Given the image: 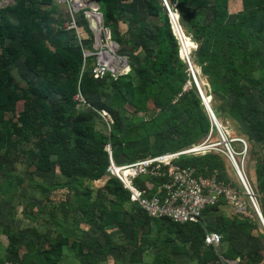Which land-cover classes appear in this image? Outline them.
Returning <instances> with one entry per match:
<instances>
[{"label":"trees","instance_id":"obj_1","mask_svg":"<svg viewBox=\"0 0 264 264\" xmlns=\"http://www.w3.org/2000/svg\"><path fill=\"white\" fill-rule=\"evenodd\" d=\"M27 1L32 0H21L16 8L0 9V156L25 155L27 164L34 163L39 171L51 174L52 182L37 184L36 188L46 192V201L37 215L27 214L29 219L46 224V233L27 231L28 236L23 235L27 253L20 258L17 244L22 239L17 232H12L6 248L10 258L0 253V264H56L68 242L79 251L84 262H92L87 260L88 254H83L84 245L108 251L109 244L104 246L93 236L120 223L124 213L135 220L140 216V221L145 223L162 220L179 234L183 244L176 249L188 253L193 249V255L202 258L205 264H221L216 247L207 243L210 232L220 233L223 243L230 242L228 250L222 253L227 259L240 256V264H258L263 258L259 253L237 252L232 247L238 235L232 233L230 226L208 221V215L217 206L207 208L199 222L183 224L151 218L131 201V193L121 180L108 172L107 144L112 145L116 162L128 163L177 152L212 131L206 130V123L211 127L212 121L197 89L184 91L188 65L183 62L181 45L174 36L164 4L161 1L157 4L158 0L148 2L150 15L158 16L162 23L154 35H146L140 41L132 33L127 38L128 31L123 32L120 27V22L125 21L122 13L128 11L129 5H122L118 10L115 0H99L105 31L120 45V55L130 61V73L116 82L110 77L101 80L93 73L96 57H87L86 53L93 52L89 48L95 39L88 25L81 27L77 35L60 25L53 31L57 39L53 49L37 44L31 37V23L23 24L22 20L38 16L39 6L36 2L35 8H25ZM53 1L43 0L45 9ZM228 1L178 0V10L198 44L193 62L201 67L220 102L217 107L213 106L216 117L220 108L228 112L229 106L230 116L243 126L248 138L264 143V118L260 117H264V17L260 19L258 13V10L264 11V0H242L244 8L232 22L228 21L231 19ZM252 1L257 6L260 3L262 8L250 5ZM210 12H213L212 18L208 17ZM12 13L17 24L10 20ZM176 17L179 23V15ZM181 30L190 44L196 45L182 27ZM257 31L260 35L253 36ZM136 44H140V50ZM80 94L87 105L77 99ZM102 94L110 96L109 102L99 105L93 98ZM174 97L177 100H172ZM19 102H22L20 111L17 110ZM150 102L160 112L147 120L141 112L151 110ZM127 106L135 109L131 118L126 116ZM102 110L110 113L113 123L101 124L98 114L101 116ZM258 160L257 186L263 190L264 152ZM174 162L182 167L195 166L201 172H206L207 167L218 168L228 179L226 161L215 152L181 155ZM11 175V171L4 175L0 186L3 197L15 188L11 187L14 181ZM105 175L107 186L98 192L95 182ZM135 182L141 188L146 187L150 195L160 180L146 176L138 177ZM20 184L21 177L16 182L17 186ZM57 189L66 190V197L59 202L49 200V194ZM71 211L75 212L74 217L80 214L81 219L71 220ZM233 225L239 231L253 227L248 220L235 221ZM48 228L53 229L48 231ZM159 257L163 259L152 264H171V254L164 252Z\"/></svg>","mask_w":264,"mask_h":264},{"label":"built area","instance_id":"obj_2","mask_svg":"<svg viewBox=\"0 0 264 264\" xmlns=\"http://www.w3.org/2000/svg\"><path fill=\"white\" fill-rule=\"evenodd\" d=\"M55 1L67 2L69 4L73 17L70 22L71 29L73 28L79 31L76 14L84 6H76V2L80 4L79 0ZM165 7L171 16L172 22H174L173 11L167 1H165ZM104 33L103 40L107 36L106 41L109 45H106V48L103 46L102 48H96L97 45L95 43V52L86 53L87 57H96V65L92 70L99 78L104 77L107 72L114 75L125 72L119 69L112 71L107 64L102 63L101 59L103 58V54H107L109 51L111 54H114V51L108 47L110 46L111 38L106 34V31ZM178 40L182 49L183 40H180V36ZM122 59V65L129 66L128 58L124 56ZM185 61L186 63L191 62L190 54L186 51ZM190 74L192 75L198 93L205 102L206 98L202 90L203 86L199 84L194 68H192ZM77 99L86 104L81 94L77 96ZM209 103L211 104V102ZM208 113L213 124V129L208 135L209 138L201 145L203 149L200 147L198 151H195L194 149L197 148L195 146L177 152L147 156L134 162L118 163L114 159L112 145L107 144L106 149L110 154L108 172L121 180L124 187L131 193V201L141 207L151 218L167 219L183 224L199 222L202 220L207 208L225 202L243 220H256L264 227V189H259L257 184H255V187L252 186L246 170L245 162L250 149L249 141L248 139L233 137L227 128L218 125V119L216 120L217 117L214 111L212 113L208 110ZM104 119L105 121L107 120L106 118ZM106 123L109 125L108 120ZM215 133L218 139L213 141ZM185 151L192 152L184 153ZM197 152H215L221 155L226 161V165L228 164L232 168L234 175L231 177L227 174L228 179H226L223 177L222 171L218 168L212 169L207 167L206 172H201L195 166L182 167L174 162L181 155H191ZM146 176L160 180L155 192L150 195L146 187L141 188L135 182L138 177ZM207 243L216 247L219 254V263L233 264L220 251L222 243V235L220 233L210 232L207 236Z\"/></svg>","mask_w":264,"mask_h":264},{"label":"rangeland","instance_id":"obj_3","mask_svg":"<svg viewBox=\"0 0 264 264\" xmlns=\"http://www.w3.org/2000/svg\"><path fill=\"white\" fill-rule=\"evenodd\" d=\"M85 1L86 2H85L84 9H82L79 13L76 14V18H79L78 20H79V23L81 26H83V25L90 26L89 25V18L91 20V17L89 16V12H88L90 10V6L87 3L90 1L89 0H85ZM115 1L118 4V8H117L118 10H120V7L122 5H127V4L129 5L128 11L125 10L122 13L123 18L125 17L124 18L125 21L120 22L121 26L119 25L123 32L128 31L129 35L127 34L128 35V36H126L127 38L130 36V33H132V35L134 36L135 39L139 38L138 40L141 41V40H143L144 36H146V35H149V36L154 35L156 30H157V27H159L162 23V21L159 19L158 16L150 15V12L148 10V2L150 0H115ZM159 1H161V3L164 4L163 6H165V1H167L170 8L172 9V11L176 15L177 14L179 15V23L183 29L184 34L188 38H191L192 41L196 44V45L192 44V50L190 52V59H191L192 65L194 67V70L196 72L197 78H198L200 84H202V86H203V90L205 91L207 97L212 98V102H211L212 108H213V106L217 107L220 102L217 101V98L215 97V95H213V88L211 86L209 79L207 78V76L202 74L201 67L198 64L193 62L194 61L193 57L195 55V52L198 49V44L193 40L192 36L190 35V31L188 30L187 25L184 23L183 18L180 15L181 12L178 10V0H158L157 4L159 3ZM53 3L61 4V6H65L66 8L68 6L66 4V2L53 1ZM200 3L201 2H199V4ZM249 4L255 8H259V9L262 8V5L260 3L257 6L254 3V1L250 2ZM94 5H96V4H93L91 6H94ZM228 6H229V13H230L229 18H231L228 21L232 22L233 17L236 16V13H238V10L241 8L242 9L244 8V3L242 0H229ZM188 7L194 9L190 5ZM186 12L189 14H192V12H190L188 10H186ZM258 13H259L260 19L264 17V11L263 10H258ZM93 14H94V18H96L95 14H97V12L95 11ZM208 17L212 18L213 12H210ZM92 21H94V20H92ZM128 25H130V30H128L129 29ZM106 34L108 35L107 31H106ZM259 35H260V33L258 31L253 33V36H255V37H257ZM104 36H105V33H104ZM133 36H132V38H133ZM93 37L96 41L95 34H93ZM134 38H133V40H134ZM106 40H107V36L102 42L99 43V45L96 46V48H102V46L106 48V45H109V44H107ZM110 41H112V40H110ZM112 42H114V40ZM136 46L140 50V48H141L140 44H136ZM108 47H110V46H108ZM119 47H120V45H119ZM129 50H130V46L128 47L127 51H129ZM93 52H94V50H93ZM118 53L121 54L120 52H118ZM139 53L140 52H136L137 55ZM180 53L182 54V51H180ZM141 54H143V51L141 52ZM128 60H129V58H128ZM183 62L187 65L186 61L183 60ZM129 63H130V61H129ZM151 70H154V68H151ZM130 71H131V67H129L128 70L126 69L125 72H123L119 75H114V74L107 72L104 75V77H101L100 79L103 80V78L110 77L111 80L118 82V81H121L123 79L124 74L128 75L130 73ZM151 73H153V72H151ZM187 79H188V81L186 82V84L184 86V91H190V89H192V88L196 89L195 84L193 82V79L191 78V74H190L188 66H187ZM108 93L110 94V92H108ZM197 94H198V92H197ZM198 95H200V94H198ZM109 97L110 96L107 94H102L100 97L93 98V100L97 104L103 105V104L109 102ZM172 100H177V99H175V97H174ZM87 104L88 103L86 102V105ZM149 106H150L151 110L141 112L142 115L145 114V117L147 120H149L152 117L154 118V117L158 116V112H160L159 110L155 109V105L153 104V102H150ZM17 110H19V111L22 110V102H19L17 104ZM126 110H127L126 116L128 118H131V114L133 113L132 111H135V109L127 106ZM205 110L208 113L206 106H205ZM218 112H220V113L217 115V119L219 120V123L221 124V126L223 128H227L233 137L244 138L246 140L248 139V141H249L250 149H249L248 155L246 157L245 164H246V170H247L250 182H251L252 186L255 187V184H256L255 174H256V169H257V162L259 161L258 159H259V156L261 155V153L264 152V143L257 142L254 139L250 140L248 138L247 134L244 132L243 126L241 124L232 122V124L230 125L228 123H225L226 122L225 119L229 118L227 115V112H224L221 108L219 109ZM100 115L101 116H99V114H98V117H100L101 119L99 118L98 120H102L101 124H105V122L107 120L109 123L110 122L113 123V119H112L109 112L107 113L106 111L102 110L100 112ZM260 117L264 118L263 116H260ZM104 118H106L107 120L105 121ZM212 128H213V124L211 125V127H209L208 123H206V130L209 129V132H210V130H212ZM208 138H209L208 135L203 134L201 138H199L197 141H195L190 146H186V147L182 148V150L190 149L191 147H195V146H201L205 143V141ZM217 139H218V136L215 133L213 136V140H217ZM201 148L203 149V147H201ZM204 154H206V153L205 152H197V153H194L193 155L199 156V155H204ZM55 168H57V170H59L57 166H55ZM10 171L12 172L11 176L14 180L11 187L15 186V188H13L9 191L8 195L6 196L7 198L0 195V253L2 254V256L8 257V259L10 257L8 255H6V252H7L6 248L9 246V241H10L9 237H10V234L12 232H17L19 239L20 238L22 239V241L17 244V246H20L19 252H18L20 258L22 257V255H25L27 253L26 248L23 247V241H24L23 235H27V231L35 229L36 232L39 231L38 233H46V224H44V223L42 224L39 220L37 221V220L29 219L28 215L34 214V213H36V215H37L38 210L42 205V202L46 201V199H45L46 192L40 191L38 188H36L37 184H46V180L49 183L52 182V175L51 174L39 171L37 169L36 164H34V163H28L27 164L26 156L22 155V154H18L17 157L14 156L13 158L5 157L2 155L0 156V186L4 182V178H5L4 175H6V174L8 175ZM226 172L231 177H232V175H234L232 168H230L228 164L226 165ZM19 177H21V184L19 186H17L16 182H17ZM107 183H108L107 175L103 176V178H101L100 180H97V182H95V186L98 189V192H101L100 191L101 189L104 190L105 187L107 186ZM52 192H53L52 195L49 194V198H48L49 200H54L55 202H59L60 200H63L66 197L64 195V192H66V190H64V189H57L56 191H52ZM110 196L112 197V195H110ZM7 199H9L10 201H8ZM34 204H35V207H33ZM30 205H32V207H30ZM74 214H75L74 211H71V213L69 214V217L71 218V220H74V218H80L81 219L80 214L76 215L75 217H74ZM66 217L64 215V219ZM256 225H257V223H256ZM260 226H261V228H263V226L261 224H260ZM52 229L53 228H48L47 230L50 231ZM263 230H264V228H263ZM220 251H221V249H220Z\"/></svg>","mask_w":264,"mask_h":264},{"label":"crops","instance_id":"obj_4","mask_svg":"<svg viewBox=\"0 0 264 264\" xmlns=\"http://www.w3.org/2000/svg\"><path fill=\"white\" fill-rule=\"evenodd\" d=\"M89 1L96 3V7L89 5V11L93 9L98 11L103 15L104 19L100 1ZM20 2L21 0H0V9L16 8ZM36 2L39 6V15L33 17L29 21L22 20V22L23 24L26 22L31 23V37L33 40L37 41V44L43 45L44 47L45 45H48L50 49H53L57 44V39L53 37L54 30H56L62 24L68 27L70 30H74L73 28L71 29L70 21L72 19V15L69 4L66 2L68 5L66 8L65 6H61V4L53 3L51 6L48 5V9H45L46 5L43 3V0H32L25 2L24 6L25 8H35L37 6ZM9 17L14 24L18 23V20L15 15H13V13L9 14ZM76 20L79 30L81 27L84 29L85 25L81 26L77 18ZM91 24L93 23L91 20H89L90 28L93 31ZM74 31L75 35H77L79 32L78 30ZM93 33L95 34V31H93ZM87 40L89 41V36ZM87 43L92 44L91 42ZM95 46L96 45L94 42L89 49L95 50ZM62 52L65 53L64 50H62ZM227 109V115L229 118L225 119V123L230 125L232 122L237 123V121L229 114V106ZM255 179L257 184L256 174ZM207 218L208 221L219 223L220 225L225 224L226 226H230L232 233L238 235V238L235 240L232 247H235L237 252L259 253L263 258L260 262H258V264H264V227L261 228L260 224L256 220L249 221L253 227H248L245 231H239L233 225L234 222L245 220L237 216L233 208L228 206L225 202L219 203L213 214L208 215ZM140 220V216L139 220H135L132 217L129 218V216L125 215L124 213L119 220L120 223L117 222L112 227H109L106 232H102L93 236L104 246L109 244L110 249L104 252L98 246L93 245L87 247L84 245L82 250L83 254H88L89 257L87 260L89 259V261L92 262H84L83 257L79 256V251L75 250L71 243L68 242L67 245L63 246V253L60 259L56 261V264H152L159 258L163 259V257H159V255L163 254L164 252H166L168 255L171 254V264H205L202 258L195 257L193 255L194 250L191 249L190 244H188L189 248L191 249L190 253L183 249L181 251L176 249V247H180V245L183 244L179 239V234L177 231H171L169 227L162 222V220L154 219L150 223L141 222ZM82 229L86 230L84 228ZM80 241L81 240L79 239V242ZM229 245L230 242H222L220 246L222 253L228 250ZM229 260L233 264H240L241 257L236 256V259Z\"/></svg>","mask_w":264,"mask_h":264},{"label":"bare ground","instance_id":"obj_5","mask_svg":"<svg viewBox=\"0 0 264 264\" xmlns=\"http://www.w3.org/2000/svg\"><path fill=\"white\" fill-rule=\"evenodd\" d=\"M85 0H79V3L80 4H78L77 2L75 3L76 4V6H85ZM90 6L91 5H93V4H96V3H93V2H87ZM95 7H96V5H94ZM98 7V6H97ZM95 12V10L93 9V10H91V11H89V16L91 17V22L93 23V26H94V28H95V31H96V33L98 34V36L101 38L102 36H103V34H104V32H105V27H104V25H103V15L101 14V13H99L98 11H96L97 12V14H95V17L96 18H94V13ZM173 18H174V23L172 24V26H173V29H174V31L173 32H175V37H178V39H179V34H180V36H181V38H182V40H183V42H184V45H185V50H182V57H183V59L185 60V51L188 53V54H190V52H191V50H192V45L190 44V42H189V39H187L184 35H183V33H182V30H181V27H180V25H179V23H178V19H177V17H176V15H175V13L173 12ZM92 20H94V21H92ZM98 30V31H97ZM179 32V33H178ZM118 45V44H117ZM116 45V43L115 42H110V48H111V50L112 51H114V54H103V58L101 59V61H102V63H105V64H107V66L109 67V69L110 70H117V69H119V70H128V68L130 67V65L129 66H123L122 64H123V59L122 58H124V56H120L119 55V50H120V47H119V45L117 46ZM181 51V50H180ZM126 68V69H125ZM194 68V67H193ZM196 73V72H195ZM124 76H125V74H124ZM191 78H192V75H191ZM198 79V78H197ZM198 82H199V80H198ZM199 84H200V82H199ZM200 85H202V84H200ZM203 90V89H202ZM203 93H204V95H205V98H206V100L208 101V102H212V98H209V97H207V95H206V93H205V91L203 90ZM107 112V111H106ZM108 113V112H107ZM216 120H217V118H216ZM217 123H218V125L219 126H221V124L219 123V120H217ZM222 127V126H221ZM213 141H215V140H213ZM199 147H201V146H197V148H195L194 150L195 151H198V149H199ZM190 152H192V151H185L184 153H190Z\"/></svg>","mask_w":264,"mask_h":264},{"label":"water","instance_id":"obj_6","mask_svg":"<svg viewBox=\"0 0 264 264\" xmlns=\"http://www.w3.org/2000/svg\"><path fill=\"white\" fill-rule=\"evenodd\" d=\"M173 23H174V22H173ZM91 27H92L93 31H95V28H94L93 24H91ZM178 33H179V32H178ZM179 36H180V34H179ZM95 38H96V41H95L96 45H99V43L103 41L104 34H103V36L100 38V37L98 36V34L96 33V31H95ZM180 40L182 41L181 36H180ZM182 45H183V46H182V47H183L182 50H184V49H185V45H184L183 41H182ZM182 50H181V51H182ZM107 53H108V54H111L110 51L107 52ZM184 61H185V60H184ZM187 65H188V67H189V70L191 71L192 68H193L192 62H187ZM205 106H206L207 110H209L210 112L213 113L212 105H211L207 100H205Z\"/></svg>","mask_w":264,"mask_h":264},{"label":"clouds","instance_id":"obj_7","mask_svg":"<svg viewBox=\"0 0 264 264\" xmlns=\"http://www.w3.org/2000/svg\"><path fill=\"white\" fill-rule=\"evenodd\" d=\"M165 9H166V7H165ZM166 11H167V9H166ZM167 13H168V16H169V19H170V24H171V27H172V30H173V26H172V24H173V22H172V20H171V16H170V14H169V12L167 11ZM175 36V35H174ZM177 38V37H176ZM177 40H178V38H177ZM179 41V40H178ZM182 50V49H181ZM189 68V67H188ZM204 101V100H203ZM204 104H205V102H204Z\"/></svg>","mask_w":264,"mask_h":264}]
</instances>
